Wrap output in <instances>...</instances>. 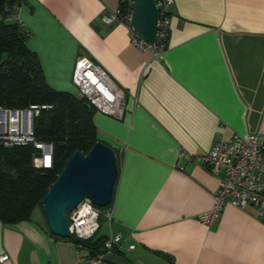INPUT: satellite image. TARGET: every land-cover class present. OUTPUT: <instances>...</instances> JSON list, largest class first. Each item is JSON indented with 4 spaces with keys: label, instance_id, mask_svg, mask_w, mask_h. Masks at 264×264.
Here are the masks:
<instances>
[{
    "label": "crops",
    "instance_id": "obj_1",
    "mask_svg": "<svg viewBox=\"0 0 264 264\" xmlns=\"http://www.w3.org/2000/svg\"><path fill=\"white\" fill-rule=\"evenodd\" d=\"M165 50L157 58L130 45L120 23L103 25L118 0H21L14 14L27 32L45 83L77 96L74 62L86 57L122 90L121 120L94 112L96 135L119 153L108 233L132 264H264V220L224 205L203 226L218 187L190 157L216 134L264 135V0H168ZM132 245V249L128 246ZM85 250L54 236L42 209L28 221L0 223V264H79Z\"/></svg>",
    "mask_w": 264,
    "mask_h": 264
},
{
    "label": "built area",
    "instance_id": "obj_2",
    "mask_svg": "<svg viewBox=\"0 0 264 264\" xmlns=\"http://www.w3.org/2000/svg\"><path fill=\"white\" fill-rule=\"evenodd\" d=\"M152 1L157 16L152 43L142 40L128 26L133 0H118L115 11L102 13L99 21L103 25L123 24L128 30L130 45L137 51L149 53L152 58L157 59L165 50L169 28V3L168 0ZM70 83L76 89V97L84 99L95 112L115 120L122 119L125 110L122 90L99 65L86 57H78L74 62ZM50 108L51 106L46 104H30L21 109L0 106V145L4 148L31 146L36 151L31 158V166L36 170H48L52 167L51 145L36 141L32 131L33 120L41 111ZM263 150V134H233L228 141L216 134L211 149L205 155L190 157L200 162L212 175H219L218 187L212 195L210 208L196 217L201 225L210 226L216 223L224 205L237 209L249 207L258 220H264ZM99 215L108 227L111 219L109 210L100 212L87 200H82L66 215L69 235L81 241L92 238L99 229ZM106 236L102 251L93 256H84L79 264H110L103 261V255L119 244L121 235L108 233ZM132 247L130 245L128 249ZM6 259V255H1L0 263Z\"/></svg>",
    "mask_w": 264,
    "mask_h": 264
},
{
    "label": "trees",
    "instance_id": "obj_3",
    "mask_svg": "<svg viewBox=\"0 0 264 264\" xmlns=\"http://www.w3.org/2000/svg\"><path fill=\"white\" fill-rule=\"evenodd\" d=\"M20 1L0 0V106L10 109L30 104L51 106L33 120L32 131L36 141L51 145L52 167L34 169L31 158L36 151L31 146L4 148L0 145V223L3 225L28 221L35 208L42 209L43 196L70 155L75 151L85 155L93 144L103 143L97 139L92 122L94 109L84 99L53 90L45 83L36 56L25 46L27 32L13 18ZM106 146L114 155L118 173L120 155ZM110 204L97 209L102 212ZM102 218L99 215L98 222ZM96 234L85 241L71 235L64 240L84 249L85 256H93L102 251L107 238ZM111 252L122 257L116 246Z\"/></svg>",
    "mask_w": 264,
    "mask_h": 264
},
{
    "label": "water",
    "instance_id": "obj_4",
    "mask_svg": "<svg viewBox=\"0 0 264 264\" xmlns=\"http://www.w3.org/2000/svg\"><path fill=\"white\" fill-rule=\"evenodd\" d=\"M156 11L152 0H133L128 26L147 43L155 38ZM117 176L112 151L96 142L83 155L73 152L41 200V208L49 231L67 239V217L82 200L95 208L106 207L112 199ZM103 261L110 264H132L112 252H105Z\"/></svg>",
    "mask_w": 264,
    "mask_h": 264
},
{
    "label": "rangeland",
    "instance_id": "obj_5",
    "mask_svg": "<svg viewBox=\"0 0 264 264\" xmlns=\"http://www.w3.org/2000/svg\"><path fill=\"white\" fill-rule=\"evenodd\" d=\"M98 223H99V229L97 231L96 236L108 235V227L106 221L102 218Z\"/></svg>",
    "mask_w": 264,
    "mask_h": 264
}]
</instances>
